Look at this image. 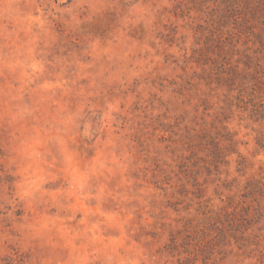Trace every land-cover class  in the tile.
I'll return each mask as SVG.
<instances>
[{
  "label": "rangeland",
  "instance_id": "rangeland-1",
  "mask_svg": "<svg viewBox=\"0 0 264 264\" xmlns=\"http://www.w3.org/2000/svg\"><path fill=\"white\" fill-rule=\"evenodd\" d=\"M243 16L0 0V264H264V22Z\"/></svg>",
  "mask_w": 264,
  "mask_h": 264
},
{
  "label": "trees",
  "instance_id": "trees-1",
  "mask_svg": "<svg viewBox=\"0 0 264 264\" xmlns=\"http://www.w3.org/2000/svg\"><path fill=\"white\" fill-rule=\"evenodd\" d=\"M226 1L228 6L233 7L236 11L244 12V16L243 18H241V21L247 22L245 24L251 23V21L254 19L262 23L264 22V0H226Z\"/></svg>",
  "mask_w": 264,
  "mask_h": 264
}]
</instances>
